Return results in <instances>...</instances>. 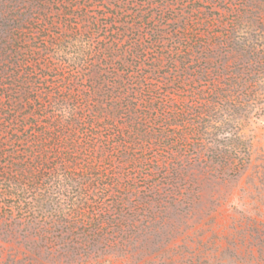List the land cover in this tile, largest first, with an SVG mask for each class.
Wrapping results in <instances>:
<instances>
[{
    "label": "trees",
    "instance_id": "obj_1",
    "mask_svg": "<svg viewBox=\"0 0 264 264\" xmlns=\"http://www.w3.org/2000/svg\"><path fill=\"white\" fill-rule=\"evenodd\" d=\"M201 1L0 0V264L161 254L244 170L180 141L264 110V0Z\"/></svg>",
    "mask_w": 264,
    "mask_h": 264
},
{
    "label": "rangeland",
    "instance_id": "obj_2",
    "mask_svg": "<svg viewBox=\"0 0 264 264\" xmlns=\"http://www.w3.org/2000/svg\"><path fill=\"white\" fill-rule=\"evenodd\" d=\"M182 9L189 18L180 26L190 37L202 28V22L211 20L198 16L204 8ZM182 87V96L189 94L191 88ZM222 115L228 139H181L180 153L244 159L247 162L240 175L204 182L202 205L196 209L201 217L196 215L180 225V233L161 254H147L141 260L109 255L94 264H264V110L250 119L241 112ZM202 143L201 152L198 146L189 147Z\"/></svg>",
    "mask_w": 264,
    "mask_h": 264
}]
</instances>
